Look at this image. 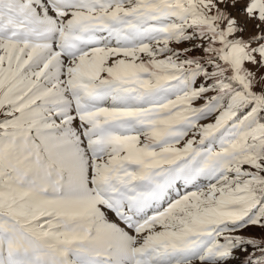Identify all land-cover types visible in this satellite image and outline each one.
Wrapping results in <instances>:
<instances>
[{
  "label": "snow or ice",
  "instance_id": "obj_1",
  "mask_svg": "<svg viewBox=\"0 0 264 264\" xmlns=\"http://www.w3.org/2000/svg\"><path fill=\"white\" fill-rule=\"evenodd\" d=\"M0 264H264V0H0Z\"/></svg>",
  "mask_w": 264,
  "mask_h": 264
}]
</instances>
